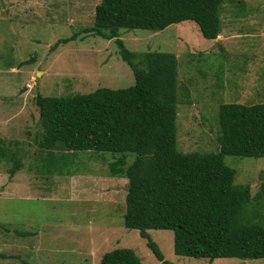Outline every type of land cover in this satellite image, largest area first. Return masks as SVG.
<instances>
[{
    "label": "rangeland",
    "instance_id": "rangeland-1",
    "mask_svg": "<svg viewBox=\"0 0 264 264\" xmlns=\"http://www.w3.org/2000/svg\"><path fill=\"white\" fill-rule=\"evenodd\" d=\"M100 1L0 0V139L18 141L10 146L20 149L22 162L10 175L11 163L0 161V264H99L103 253L120 247L132 249L142 264H161L138 230L123 225L127 180L109 176L113 153L78 151L67 158L70 174L40 171L46 151L37 143V93L68 96L134 83L114 39L79 33L50 49L92 25ZM220 20L212 40L191 20L158 31L119 29L129 50L177 56L181 152L218 150L220 104L264 102V0H223ZM224 162L235 170V184L258 194L251 213L264 218V157L226 155ZM148 233L173 264H264V258L176 255L171 230Z\"/></svg>",
    "mask_w": 264,
    "mask_h": 264
},
{
    "label": "trees",
    "instance_id": "trees-1",
    "mask_svg": "<svg viewBox=\"0 0 264 264\" xmlns=\"http://www.w3.org/2000/svg\"><path fill=\"white\" fill-rule=\"evenodd\" d=\"M222 3L101 0L92 25L56 40L50 49L74 40L79 33L114 39L134 83L68 96H35L41 129L37 143L46 151L40 171L70 174L73 171L66 170V163L78 151L113 153L109 176L127 180L123 225L138 230L161 264L173 263L165 259L149 229L171 230L176 255L210 261L264 258V218L255 219L251 213L258 194L253 196L248 184H235V170L224 162L226 155L264 157V102L220 104L218 150L181 152L176 140L177 56L135 52L119 37L120 28L158 31L191 20L202 37L212 40L220 33ZM11 143L18 141L0 139V161L11 163L8 172L13 175L22 162L20 149L11 148ZM99 264L142 263L132 249L120 247L103 253Z\"/></svg>",
    "mask_w": 264,
    "mask_h": 264
},
{
    "label": "crops",
    "instance_id": "crops-1",
    "mask_svg": "<svg viewBox=\"0 0 264 264\" xmlns=\"http://www.w3.org/2000/svg\"><path fill=\"white\" fill-rule=\"evenodd\" d=\"M102 255H103V254H102ZM102 255H101V256H102ZM100 258H101V257H100Z\"/></svg>",
    "mask_w": 264,
    "mask_h": 264
}]
</instances>
